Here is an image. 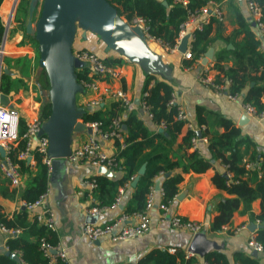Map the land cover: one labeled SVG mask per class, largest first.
<instances>
[{
    "label": "crops",
    "instance_id": "0c3cea01",
    "mask_svg": "<svg viewBox=\"0 0 264 264\" xmlns=\"http://www.w3.org/2000/svg\"><path fill=\"white\" fill-rule=\"evenodd\" d=\"M40 1L36 3L31 18L32 27H34L40 15L38 7ZM19 2L20 0H3L0 5L1 23L2 25L9 24L4 44L3 73L10 74L16 86L19 84L20 66L12 64L9 67L6 64V60H19V64L22 62L24 66L26 62L29 64L30 62H34L36 57L35 44L27 36L25 38V35H28L35 39L34 33L27 34L25 30L29 20L28 9L27 11L24 8L19 10ZM219 8L223 16L222 21L211 18L206 23V25L211 24L209 37L213 41L207 50L212 49L213 53L212 59H208L204 65L202 64L203 55L190 67L183 68L182 62L184 61V57L183 54L177 51V48L166 49L159 41L145 37L144 42L148 48L147 53L141 54V59L137 57L128 59L119 50L108 48L101 37L90 30L83 32L78 29V37H76L77 34L75 33L71 49L73 53L85 49L100 58H122L123 64L118 67L122 73L121 81H109L107 86L100 84V88L108 87L112 91L120 88L127 93L131 99V105L127 111L138 109L140 105L139 97L145 76L149 74L153 75L157 80L171 86L176 104L186 115L187 123L184 124L177 136L176 142L171 148L169 158L172 161H176L183 155V150L179 148V145L182 143V138L186 133L192 132L199 135L196 149L189 148L186 152L188 154L196 152L203 160L211 162L212 167L202 174H195L193 172L182 174V180L178 184L177 195L170 203V207L183 220L202 224L205 238L215 244L216 250L214 251L223 254L229 264H234L233 258L239 253L255 258L260 264H264V253H256L254 255V252L247 245L249 238L255 237L256 231L259 230L257 227L260 225L257 221H251L247 213L235 212L230 226H223L219 231L214 232L209 228L210 222L217 215L216 204L229 196L225 191L215 188L211 183V178L215 171H220V169L225 170V166L222 167L220 160L211 157L207 149V137H200L205 127L199 126L196 122L197 109L203 110L202 116L210 121V124H212L211 122L214 123L218 116V118L229 120L240 131L241 137L247 140V144L240 148L243 154L242 164L247 171L257 170L256 168V170H253L254 168L247 169V165L255 167V165L259 164L262 168L264 160V117L247 116L244 113L240 100L229 101L198 81V77L200 76L204 80L215 81L221 75V72L215 67V56L217 53L223 58L218 64L222 69L225 70L233 67L231 51L242 43L244 37L237 23L238 14L249 24L250 30L253 31L259 43L258 50L260 53H264V41L258 39V32L250 20L243 2L238 0H223L219 3ZM189 29L191 28H187L186 31L190 32L191 30ZM42 70L39 67V77ZM44 85L45 83H43V87ZM14 88L8 95L0 91V107L13 108L18 111L20 121H23L25 126V123L31 117L41 113L43 103L49 101H46V98L45 101L42 99L41 101L35 100L34 94L28 86L20 89ZM94 96V93L85 90L76 93L74 96V108L77 110L85 109L87 112L88 108H85L86 101ZM101 97L103 102L99 108L107 114L117 102L107 95ZM262 102H264V98ZM139 114L144 124L153 130L150 118L140 111ZM80 117L81 115L77 121L81 119ZM88 135L86 130L72 133L70 150L83 143ZM16 145L17 142L13 148ZM105 147L108 154L115 155L114 143H108ZM35 154L32 153L26 159H21L18 155L17 157L18 159L25 160L30 167H34ZM253 155L256 158L255 161L251 160ZM2 157L0 154V159ZM116 170L112 172L113 177L111 179H117L121 175ZM256 172L258 178V170ZM172 173L177 174L180 172L179 170H175ZM48 175L45 206L53 214L54 225V229L50 231L56 235L57 244L64 250L69 264H137L141 257L156 249L166 250L168 253L172 249L174 253L181 251L184 255L187 254L188 247L193 238L191 233L186 230L175 229L168 222L161 221L159 218L157 206L162 197L160 190L162 175L156 178L153 186L154 203L148 212L150 220L148 231L134 239L119 242H111L108 237L89 242L81 234L87 209L98 205L95 190L90 192L85 187L87 180L99 175L97 168L86 163L73 164L65 160H58L55 167L51 166L50 174L48 173ZM249 177L248 175L243 177V179H248ZM156 184L159 186L158 191H155ZM0 185L6 186L9 191H14L15 196L13 199L0 196V211L10 219L18 210H22V202L19 200V195L23 187H25V179L23 180L22 178L21 190L17 192L10 187L0 172ZM120 187H118L117 193ZM130 195L131 189L128 186L123 190L121 202L117 207L111 208L110 205L102 206L104 208L101 209L97 222L101 225L109 224L125 215L122 213L123 205ZM38 212L39 209L29 212V219L33 220ZM251 213L254 216L260 213V201L258 199L251 204ZM137 221L138 218L134 214L128 216L123 225L132 226ZM36 223L40 225L37 221ZM252 225L255 228H252ZM8 238L10 237L7 234L0 231V252L3 251L2 249ZM17 256L19 257V255ZM188 258L195 259V262L198 260L203 261L202 257L197 255Z\"/></svg>",
    "mask_w": 264,
    "mask_h": 264
},
{
    "label": "trees",
    "instance_id": "16d2710c",
    "mask_svg": "<svg viewBox=\"0 0 264 264\" xmlns=\"http://www.w3.org/2000/svg\"><path fill=\"white\" fill-rule=\"evenodd\" d=\"M3 0H0V5ZM113 7L117 15L128 24L134 17L143 19L148 35L154 40L159 41L166 49L175 47L180 26L185 20L188 11H193L205 6L208 2L220 3L223 0H105ZM262 9L264 17V0H256ZM182 2H185L183 5ZM29 0H20L19 10L24 8L27 11ZM237 23L242 30L244 37L240 45L231 51L233 67L222 69L218 64L223 59L219 53L215 56L216 69L221 75L215 80L216 84H221L223 80L229 81V91L231 94H238L243 103H249L256 111H264V53L258 50L259 43L255 38L249 24L238 14ZM3 25L0 20V38L3 34ZM211 24L205 25L201 31H193L194 40L191 43L190 59H184L183 68L190 67L199 60L207 51L213 41L209 34ZM35 44L37 42L32 37L25 35ZM38 50V49H37ZM89 52L79 50L76 52ZM93 54V53H92ZM97 56L96 54H94ZM99 60L109 67H120L123 64L122 58H100ZM7 66L14 64L24 67L19 60H6ZM259 73V75H257ZM41 79L45 83L43 88L49 89V84L44 70ZM76 82H90L97 78L93 75L89 77L88 67L75 70ZM19 80V79H18ZM15 82L10 74L0 76V91L8 95L15 88ZM173 95V89L168 84L157 80L153 75L145 76L140 93V103L148 107L150 123L153 130L149 129L137 110L126 112L123 127L126 134L125 147L121 148L115 142V155L118 162L117 173L121 174L117 179H111L104 175L93 178L96 182L97 206H109L113 203L117 189L125 182H131V178L137 177L134 187L129 185L131 195L123 205L122 213L127 216L142 213L145 209L146 197L153 189L155 180L162 175L160 190L162 193L161 203H167L175 198L178 191V184L182 180V174L193 172L202 174L212 167V163L203 160L196 152L187 153L190 148V139L194 135L192 132L186 133L182 138L179 148L183 150V155L176 161L169 158L171 148L176 142L182 127L183 121L176 119L177 105H168ZM123 112L118 103L105 114L99 106L97 109L87 111L81 115L83 122L98 121L103 123L106 128L110 119ZM141 112V111H140ZM197 124L204 126L205 130L200 137H207V149L212 158L220 160L223 166L231 174L228 178L226 171L220 169L215 171L211 178L212 185L225 191L229 197L216 204L217 215L209 224L211 231H219L223 226H230L232 216L235 212L247 213L251 221H257L262 228L255 233V240L264 248V178L258 179L256 171H247L242 164L243 154L241 146L247 144V140L242 138L240 131L233 124L224 118L216 117L215 122L206 120L202 116V109H197ZM142 113V112H141ZM50 116V103L45 102L41 107L40 120L45 123ZM19 139L17 145L11 150L10 156L18 166L19 172L25 179L19 200L25 203L35 202L47 190L49 175L46 165L42 162L41 156L34 155V167H30L25 160L18 159L17 155L24 150L25 141L21 138L25 126L23 121L19 122ZM162 127H159L161 126ZM222 130V131H220ZM178 148V149H179ZM255 156L251 160L255 161ZM144 171L139 175V170ZM264 170V160L262 164ZM175 170L180 173L173 174ZM248 179H243L245 176ZM0 196L8 199L14 198V191H9L6 186L0 185ZM260 201V213L254 216L251 213V204L255 200ZM0 226L6 229H18L19 235L10 237L5 242L7 252L19 255V261L6 256L5 251L0 252V264H46L41 252L39 243L44 239L51 245L57 244L54 232L40 226L36 220H30L26 209L18 210L12 218H8L0 211ZM207 264H229L226 257L217 252L211 251L202 257ZM234 264H260L255 258L244 254H236L233 258ZM137 264H195V259H185L181 251L169 254L166 250H153L137 262Z\"/></svg>",
    "mask_w": 264,
    "mask_h": 264
},
{
    "label": "built area",
    "instance_id": "2783aa9c",
    "mask_svg": "<svg viewBox=\"0 0 264 264\" xmlns=\"http://www.w3.org/2000/svg\"><path fill=\"white\" fill-rule=\"evenodd\" d=\"M249 14V18L253 23L254 27L258 32V39L264 41V17L263 12L256 0H241ZM183 3V2H182ZM185 3H183L184 5ZM215 18L218 21H222V12L219 8V3L209 2L205 6L188 11L187 16L185 17L184 24L180 26V31L178 37L175 41L176 49L180 41L188 35V43L185 52L183 53L184 59H190L191 53V43L194 40L192 34L193 31H201L206 23L211 19ZM130 26L139 28L145 38H151L147 33V27L143 19L134 17L130 21ZM3 34L0 38V76L3 74V59L5 55L4 44L6 40L7 31L9 29V24L6 23L3 25ZM187 28H191L190 32ZM74 58L83 62L85 66L88 67L89 77L93 75L97 76L96 79L90 82H81L79 85L83 90L94 93V97L88 99L85 104V108H90L91 110L100 106L103 102L101 96H109L113 101L117 102L119 106L123 109L122 114L116 115L110 119V122L106 128L103 127L102 122L91 121L83 122L85 128L90 130V134L86 140L73 147L70 151V154L66 156L63 160L73 163H86L95 168H104L107 171L114 172L118 168V162L113 155L108 154L106 151V145L108 143L117 142L121 148H124L126 134L123 127V121L125 118V113L131 105V99L122 89L118 88L116 90H111L108 87L100 88V84H105L109 81H121L122 73L118 67H109L104 65L97 56L89 52H74ZM198 81L201 84H204L206 87L211 88L216 94L225 97L229 101L241 100V97L238 94H231L229 91V81L223 80L221 84H216L215 81H207L198 77ZM176 100L174 94L172 95L168 105H175ZM177 105V104H176ZM244 113L249 117H264V111L261 113H256L255 109L249 103L241 104ZM85 110V109H83ZM140 110L148 118L150 114L148 112V107L144 103H140ZM86 111V110H85ZM86 113V112H85ZM176 119L183 121L184 124L187 123L186 115L182 109L177 105V116ZM19 122L20 116L18 111L13 108L0 107V148L3 150L4 155L0 159V172L3 178L8 182L12 189H15L19 192L22 176L19 172L18 166L12 160L10 153L13 149L14 144L19 139ZM43 122L40 120V114L31 117L25 123V129L21 138L25 141L24 150L18 154V157L21 159H26L30 157L32 153H36L41 156L42 162L46 165L48 173L50 174L52 159L47 156L48 154V138L45 134L39 135ZM159 127H162L159 126ZM198 138L194 135L190 139V148L196 149ZM247 169L254 168L253 170H258V178H264V170L261 169L259 164L247 165ZM256 168V169H255ZM252 170V169H251ZM256 170V171H257ZM226 175L228 178H231V174L227 171L225 166ZM135 178V177H134ZM134 178H131V182ZM129 181L125 182L118 190V193L110 205L111 208L117 207L121 202V196L123 190L130 185ZM85 187L91 192L96 190V182L94 179L87 180L85 182ZM162 196V193H161ZM46 193L41 195L33 203L22 202L21 206L26 211L33 212L36 209H39V212L34 216V219L42 226L48 230H53V214L45 206ZM153 189L150 190L149 194L146 197L145 209L142 213L135 214L138 218L136 224L132 226H124L123 223L128 219L127 215H123L116 219L114 222L109 224H99L97 222L98 216L100 215L101 209L104 207L93 206L87 209L85 213V219L81 228L82 236L89 242L97 241L101 238H109L111 242L126 241L134 239L145 234L149 229V216L148 212L152 208L154 199H153ZM168 201L167 203H159L157 206L159 209V218L161 221L168 222L171 227L179 230H186L191 233L192 236H195L199 233H203V225L189 220H183L177 216L172 208L170 203L173 201ZM21 207V208H22ZM0 231L7 234L9 237H16L19 235L20 230L18 229H6L3 226H0ZM248 247L255 253H264V248L255 240V237H250L247 242ZM3 251H7V248L4 246ZM39 251L41 252L43 258L45 259L46 264H69L64 250L59 244L51 245L47 243L44 239L40 240ZM169 253H174V250H169ZM16 254V253H14ZM194 256L193 254L187 252L185 259L188 257ZM195 264H207L205 261H196Z\"/></svg>",
    "mask_w": 264,
    "mask_h": 264
},
{
    "label": "water",
    "instance_id": "95a60500",
    "mask_svg": "<svg viewBox=\"0 0 264 264\" xmlns=\"http://www.w3.org/2000/svg\"><path fill=\"white\" fill-rule=\"evenodd\" d=\"M38 1L29 0V20L25 30L27 34L34 33L38 44L39 65L44 70L49 84L50 116L43 123L39 135L47 136V156L52 159L51 166L55 167L58 160H63L70 154L72 133L86 130L90 134V130L77 121L86 111L74 108V96L83 90L76 82L75 70L85 67L83 62L74 58L71 49L76 30L80 29L83 32L90 30L96 33L108 48L119 50L128 59L134 57L141 59V54L147 53L148 48L142 31L121 19L105 0H41L40 15L32 27L31 18ZM187 43L188 35L180 41L177 51L183 54ZM212 53V49L206 51L203 65L208 59H212ZM0 154L4 155L1 148ZM143 171L142 167L139 175ZM97 173L113 177L112 172L102 167L97 169ZM136 181L137 177L131 182L132 187ZM158 190L159 186L156 184L155 191ZM21 209L24 210L23 207ZM251 227L255 228L254 225ZM261 228L260 225L257 227ZM214 250L215 244L208 241L203 233H199L193 236L187 252L203 257ZM4 254L19 261V257L14 253L5 251Z\"/></svg>",
    "mask_w": 264,
    "mask_h": 264
},
{
    "label": "rangeland",
    "instance_id": "374dc122",
    "mask_svg": "<svg viewBox=\"0 0 264 264\" xmlns=\"http://www.w3.org/2000/svg\"><path fill=\"white\" fill-rule=\"evenodd\" d=\"M38 4L39 11L41 10V1ZM38 11V12H39ZM122 19V18H121ZM36 21V20H35ZM78 29L76 30V34L78 37ZM26 62L24 64V68L21 69V72L19 73L20 79L18 80L17 86L15 84V87L17 89L29 87L32 90V93L34 94V99L41 101H50L49 98V89L43 88V79L39 77V67L42 69V67L39 65V51L36 49V57L34 62H30V64ZM22 64V62H21ZM23 65V64H22Z\"/></svg>",
    "mask_w": 264,
    "mask_h": 264
}]
</instances>
